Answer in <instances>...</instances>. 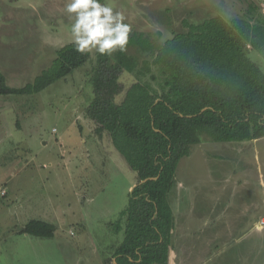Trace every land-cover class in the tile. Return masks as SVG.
I'll use <instances>...</instances> for the list:
<instances>
[{"label":"rangeland","instance_id":"374dc122","mask_svg":"<svg viewBox=\"0 0 264 264\" xmlns=\"http://www.w3.org/2000/svg\"><path fill=\"white\" fill-rule=\"evenodd\" d=\"M68 2L0 0V72L10 87L31 83L72 43ZM103 3L121 13L131 31L160 42L216 16L264 21V0ZM90 53L82 68L39 94L0 96V130L9 135L3 134L5 142L0 137V264L116 263L125 228L120 213L138 175L106 130L111 119L99 125L86 116L97 65V52ZM129 53L138 55L133 48ZM250 57L262 56L250 51ZM120 81L126 91L136 80L125 72ZM187 158L169 194L175 222L169 264H264V237L252 235L249 225L256 211L264 213V138L222 143L202 134ZM31 220L54 224V237L24 234Z\"/></svg>","mask_w":264,"mask_h":264},{"label":"trees","instance_id":"16d2710c","mask_svg":"<svg viewBox=\"0 0 264 264\" xmlns=\"http://www.w3.org/2000/svg\"><path fill=\"white\" fill-rule=\"evenodd\" d=\"M186 28L164 42L130 31L125 51L96 54L94 97L86 116L99 125L111 119L106 130L138 175L120 213L125 228L114 250L115 264H169L175 229L169 194L179 163L202 134L222 143L264 138V21L216 16ZM132 48L138 55L129 53ZM250 51L262 57L253 61ZM90 59V52L81 54L69 43L23 87H10L0 72V96L39 94ZM125 72L136 80L126 91L120 81ZM56 231L42 220H31L23 229L42 238H52Z\"/></svg>","mask_w":264,"mask_h":264},{"label":"clouds","instance_id":"9594fccd","mask_svg":"<svg viewBox=\"0 0 264 264\" xmlns=\"http://www.w3.org/2000/svg\"><path fill=\"white\" fill-rule=\"evenodd\" d=\"M65 11L74 21L71 36L75 51L83 54L95 50L110 56L117 49L126 50L130 26L122 23L121 13L114 15L101 0H69Z\"/></svg>","mask_w":264,"mask_h":264},{"label":"crops","instance_id":"0c3cea01","mask_svg":"<svg viewBox=\"0 0 264 264\" xmlns=\"http://www.w3.org/2000/svg\"><path fill=\"white\" fill-rule=\"evenodd\" d=\"M3 134L6 136V137H9V135H6V131L5 130H0V137H1V135H2V137H1V139L3 138ZM5 139V138H4ZM4 139H2V141L4 140ZM258 140H260V139H258ZM5 141H7V140H5ZM5 141H3V142H5ZM184 159V158H183ZM183 159L181 160V161H183ZM185 159H189V158H187V157H185ZM217 159L218 160H223V159H228V157H226V156H223V155H219V156H217ZM222 162V161H221ZM180 164V163H179ZM179 167V166H178ZM178 171V170H177ZM177 175V174H176ZM194 176V175H193ZM175 182H176V180H175ZM178 183V182H177ZM178 185V184H177ZM181 186H179V187H181L182 188V191H183V193H184V195H185V192H188L189 191V188L185 185V183H184V186H183V184H180ZM176 191H178V187H177V190ZM170 203V202H169ZM264 213L263 212H257L256 211V213L255 214H253V218L256 220V221H254V222H251L249 225H250V227H251V230H252V235H254V236H256V237H258V238H263L264 237V226L261 224V221H260V219L261 218H264V215H263ZM257 217H258V219H257ZM215 222L216 221H214L213 223H214V225H218L217 224V222H216V224H215ZM214 225H211L210 224V229H212L213 227H214ZM235 226V225H234ZM217 227V226H216ZM216 227L213 229V230H215L216 229ZM227 229L229 230V228L227 227ZM203 230L201 229V232H202ZM201 232H199V234L201 233ZM230 232L228 231L227 232V235L229 234ZM191 235H193V236H197V234L195 233V232H192L191 233ZM230 236H232V234H230L228 237H226L227 239L230 237ZM226 239V240H227ZM252 254H254V253H252Z\"/></svg>","mask_w":264,"mask_h":264},{"label":"water","instance_id":"95a60500","mask_svg":"<svg viewBox=\"0 0 264 264\" xmlns=\"http://www.w3.org/2000/svg\"><path fill=\"white\" fill-rule=\"evenodd\" d=\"M146 180H144V181H141V183H143V182H145ZM171 250H170V255H169V263H171Z\"/></svg>","mask_w":264,"mask_h":264},{"label":"built area","instance_id":"2783aa9c","mask_svg":"<svg viewBox=\"0 0 264 264\" xmlns=\"http://www.w3.org/2000/svg\"><path fill=\"white\" fill-rule=\"evenodd\" d=\"M261 223L264 224V220H262Z\"/></svg>","mask_w":264,"mask_h":264}]
</instances>
